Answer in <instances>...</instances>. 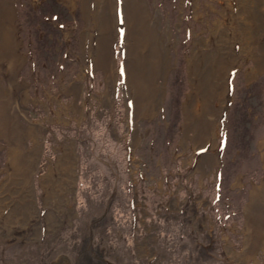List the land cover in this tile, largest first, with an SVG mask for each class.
I'll return each instance as SVG.
<instances>
[{"label":"rangeland","instance_id":"1","mask_svg":"<svg viewBox=\"0 0 264 264\" xmlns=\"http://www.w3.org/2000/svg\"><path fill=\"white\" fill-rule=\"evenodd\" d=\"M247 1L145 0L141 47L134 0H4L28 98L0 138V264H264V0ZM201 55L236 64L217 160L197 147L201 110L187 119ZM26 123L31 207L7 173Z\"/></svg>","mask_w":264,"mask_h":264},{"label":"bare ground","instance_id":"2","mask_svg":"<svg viewBox=\"0 0 264 264\" xmlns=\"http://www.w3.org/2000/svg\"><path fill=\"white\" fill-rule=\"evenodd\" d=\"M126 1H128V0H126ZM249 2H250V0L247 1V3H249ZM121 3H122V1H121ZM121 3H120V5H121ZM143 3H145V7L147 8L145 0H143ZM130 4H131V2H130ZM146 8H144V10H143L141 7L138 6V1L134 0V8H133V11L131 14L133 16H135V18L137 19V26L134 25V22L132 21L133 18L131 19L130 16H129V19L127 21L128 32L126 33L127 34L126 36L133 38L135 41L137 40V43L141 47H146L149 45V43H147V40H145L144 38H140V36H141L140 30L142 27L143 19L145 18V15L143 13L147 12ZM6 11H7V7L4 6V0H0V65H2L1 62H3V60H4V63H6L5 65H6V69H7L6 71H3L2 68H0V70H1L0 71V138L11 136V135H13V133H15V131H17L16 130L17 125L15 123H14L15 124L14 127H12V125H11V118L12 117L10 114V109H11V106L13 105L14 97H17V98L21 97L20 103H23L26 105L25 98L28 95L27 89H26V83L24 81H20L17 77V71H18V68L20 67V64L22 63L23 58L21 57L20 54L18 55V57L15 55L13 56L14 53L11 52V48H10V41H11L10 40L11 39L10 34L11 33H10V30L8 31L5 29V25L2 23V21L4 23H6V20L8 19V14ZM125 13H126V16L129 15L130 9H127L125 7ZM159 13H160L159 11H156L154 14L155 23H158V24H160V19H161V16ZM148 22L150 23L149 20H148ZM132 27L136 28L135 32L130 31V29ZM145 28H152V26L147 25V26H145ZM166 34H167V36L169 35L168 32ZM247 38H250V37H247ZM128 42H129V39H128ZM233 42H235V41H233ZM216 45H217V43H216ZM141 47H140V49H141ZM151 48H154V47H151ZM200 49H202V48H200ZM242 49H243V47H242ZM248 50H250V48H245V50H243V52L246 53V51H248ZM154 52H155L154 49H151V52H150L151 58L155 54ZM166 53H167V50H165L164 55ZM144 54H145V52H144ZM161 55H163V50H161V49L157 50L156 56L158 57L159 60H162V58H160ZM202 55L199 56L198 60L190 62L189 67L192 69V71H193L194 67H198L199 70L201 71L203 64H206L209 67L212 66V68H211L210 72L208 71L209 73L201 75V76H205L203 81H202L203 85H202V82L200 80L198 82V79H196V78H195L196 80L194 79L195 80L194 85L196 84V86H197L199 84L201 87L199 89L198 88L197 89L198 90L201 89V91L199 93L195 89L196 86L194 87V91H196V92L189 97V100H188V103L186 106L187 107V115H188L187 119L189 118V115L192 112H197L196 111L197 109L199 111L201 110V113H197V115L199 116V117H197L198 128L196 130V132H197L196 133L197 147L199 149V147L201 148L202 146L205 145V143L209 142V143H207L209 145L207 147V149H209V148L211 149V151L214 153V154H212V156L214 157L215 160H217L219 153H218L216 137L219 136L220 117H221V115H223L224 111L226 110V108L228 106V102L231 99V96H230L231 95L230 94L231 85L229 84V77L233 73V70L236 67V64H235V62H232V63L230 62L228 64V66H220L217 60L213 59L211 62H208L205 59V57ZM146 57L149 59L148 55ZM10 58H12L13 60H9ZM19 94H21V95H19ZM27 98H28V96H27ZM29 99H31V98H29ZM15 113H17V115H15ZM24 113L25 112L23 111V115L25 116L26 113L25 114ZM14 116L17 118L16 119L17 121L22 120V118L18 117V116H21V115H19L18 112H14ZM199 122H200L201 126H200ZM26 125L29 126L32 130L27 132L28 134L26 133L24 136L22 134L20 136L21 139L18 142L16 141L15 146L13 144L11 145V143L9 142V139L7 140L8 146H9V154H8L9 159H8L7 173L9 174L10 177L15 178L14 180L16 182V185H19V186L23 185L24 189L27 190V193H28L27 197L29 198V206L31 207V206H34V204H35V199L33 196L32 177H33L34 171L37 167L38 157H39V153H40V149H41V143L38 142L39 140H37L35 142L37 148H35V150L32 154H28L25 152L26 150L23 149L24 140L25 141H28V140L34 141L35 133L33 130L37 129L36 126H31L27 123H26ZM46 180L48 181V177H46V179H42L41 181H42V183H44V189H45L44 190L45 191L44 196H46V199H47V196L49 194V189H48ZM6 184H8V183H6ZM22 193H24V192H22Z\"/></svg>","mask_w":264,"mask_h":264}]
</instances>
